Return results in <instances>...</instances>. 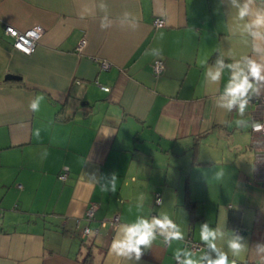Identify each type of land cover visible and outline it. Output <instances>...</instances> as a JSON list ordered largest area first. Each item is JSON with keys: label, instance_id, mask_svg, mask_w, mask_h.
<instances>
[{"label": "crops", "instance_id": "crops-1", "mask_svg": "<svg viewBox=\"0 0 264 264\" xmlns=\"http://www.w3.org/2000/svg\"><path fill=\"white\" fill-rule=\"evenodd\" d=\"M258 15L264 0H0V264H206L208 247L264 264V134L251 130L264 107L241 113L225 94L250 59L264 63ZM5 24H40L34 51L13 48ZM248 94L264 95V81ZM145 221L138 259L124 245Z\"/></svg>", "mask_w": 264, "mask_h": 264}, {"label": "clouds", "instance_id": "clouds-1", "mask_svg": "<svg viewBox=\"0 0 264 264\" xmlns=\"http://www.w3.org/2000/svg\"><path fill=\"white\" fill-rule=\"evenodd\" d=\"M247 15V6L240 10V16L243 17ZM257 25L264 26V16L258 15L255 21ZM220 73L217 72L212 76L213 80L218 79ZM251 78V80H250ZM264 81V63L257 62L256 60H249L247 63V73L245 74L243 70L238 73H233L230 79L227 82L225 88V94L230 96L232 99L228 102V108L230 109L233 104H239V112L243 113L245 108L247 107L248 100L245 98L249 92V89L255 90V82ZM32 110H36V104H32L30 106ZM253 131H264V124L254 123L252 125ZM154 225L159 226L161 229H165L166 227L171 226L168 221H160L155 219L153 221ZM143 230L141 227L137 226L130 229V236L127 245H124L129 251H135L137 254V258L140 256V248L139 245H147L149 243L150 237H152L151 225H149L146 221L142 224ZM171 238L180 239L182 238V234L179 232L169 233ZM213 235L208 231H202L200 234V239L203 241H207L209 236ZM132 237H136L135 242L133 243ZM230 248L233 250H238L240 245L236 242H232ZM184 264H194V262L189 259L184 262ZM208 264H229L228 257L226 254H219L218 258L215 260H209Z\"/></svg>", "mask_w": 264, "mask_h": 264}, {"label": "built area", "instance_id": "built-area-1", "mask_svg": "<svg viewBox=\"0 0 264 264\" xmlns=\"http://www.w3.org/2000/svg\"><path fill=\"white\" fill-rule=\"evenodd\" d=\"M152 24L155 27H161L165 24V21L162 17L156 16ZM3 31H4V34L11 39V44L13 48L25 54H30L32 51H34L37 41L43 33V27L40 24H35L25 29H19L17 27H14L11 24H5L3 26ZM85 42L86 40L82 38L79 41L76 47V50L77 51L81 50L83 46L85 45ZM99 64L102 69H107L109 67L108 61H105V60L100 61ZM152 67L155 73H159L164 67L162 60L154 59L152 63ZM96 82L98 83V86L101 89L108 90L107 86L102 85L98 81ZM245 98L248 100V104L254 103L256 105H261V107H264V95L247 94ZM261 118H262L260 119L261 121L256 122V123L264 124V117H261ZM251 130L253 131L252 126H251ZM261 132L262 134H264V131H261ZM257 161L258 162H257L256 168L258 170V173L255 178L258 180L264 181V159H258ZM66 176H67L66 171H62L60 174H58V178L62 180H64ZM160 201H161L160 196L159 194H157L155 198V203L159 204ZM96 208H97L96 203H93V202L89 203L85 209V212L82 218H84L87 221H90L91 219H93ZM76 222L78 223L79 220H77ZM118 222H119L118 215H113L110 219H102V221H100V225L104 226L106 225V223H109L110 225L113 226V225H116ZM154 228L155 227L152 226V229ZM93 230L97 232L98 227L94 228ZM91 231L92 230L89 228V226L85 225L81 230V235L87 236L91 233ZM236 232H239V230L237 229ZM185 246L192 251H196V250H200L202 245L195 241H192L191 239H186ZM181 261H182L181 255H178L177 257H175V264H179Z\"/></svg>", "mask_w": 264, "mask_h": 264}, {"label": "trees", "instance_id": "trees-1", "mask_svg": "<svg viewBox=\"0 0 264 264\" xmlns=\"http://www.w3.org/2000/svg\"><path fill=\"white\" fill-rule=\"evenodd\" d=\"M216 54H217V53L213 54V55L211 56L210 60H213V59L216 57ZM65 104H66V103H65ZM64 108H65V105L63 104V105L60 107L58 113H60L61 111H63ZM189 208L191 209L192 206H190ZM193 219H194V218H193V214H192V218H191V220H193ZM191 220H190V221H191ZM207 247H208V246H207ZM214 257H215V256H214V251H212L211 248L208 247V248H207L206 257H205L206 264H208L209 260H214Z\"/></svg>", "mask_w": 264, "mask_h": 264}, {"label": "water", "instance_id": "water-1", "mask_svg": "<svg viewBox=\"0 0 264 264\" xmlns=\"http://www.w3.org/2000/svg\"><path fill=\"white\" fill-rule=\"evenodd\" d=\"M20 76L19 75H16V74H13V73H6L4 75V79L6 80H9V79H19Z\"/></svg>", "mask_w": 264, "mask_h": 264}]
</instances>
